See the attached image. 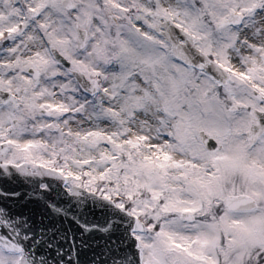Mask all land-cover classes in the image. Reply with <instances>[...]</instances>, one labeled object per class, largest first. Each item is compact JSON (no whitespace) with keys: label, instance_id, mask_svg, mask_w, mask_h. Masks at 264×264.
Wrapping results in <instances>:
<instances>
[{"label":"snow or ice","instance_id":"snow-or-ice-1","mask_svg":"<svg viewBox=\"0 0 264 264\" xmlns=\"http://www.w3.org/2000/svg\"><path fill=\"white\" fill-rule=\"evenodd\" d=\"M0 264H264V0H0Z\"/></svg>","mask_w":264,"mask_h":264}]
</instances>
